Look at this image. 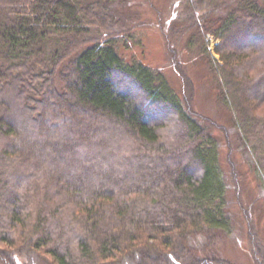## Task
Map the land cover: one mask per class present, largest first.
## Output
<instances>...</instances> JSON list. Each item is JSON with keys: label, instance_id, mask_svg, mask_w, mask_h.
<instances>
[{"label": "trees", "instance_id": "1", "mask_svg": "<svg viewBox=\"0 0 264 264\" xmlns=\"http://www.w3.org/2000/svg\"><path fill=\"white\" fill-rule=\"evenodd\" d=\"M112 1L0 0V260L238 264L212 252L234 228L219 138L162 69L120 52ZM185 7L264 182V0ZM249 236L264 264L252 217Z\"/></svg>", "mask_w": 264, "mask_h": 264}, {"label": "rangeland", "instance_id": "2", "mask_svg": "<svg viewBox=\"0 0 264 264\" xmlns=\"http://www.w3.org/2000/svg\"><path fill=\"white\" fill-rule=\"evenodd\" d=\"M185 2L186 0H113L110 10L115 24L110 30L117 32L120 52L127 59H140L162 69L189 107L209 124L214 135L219 138L221 164L228 182L229 210L234 228L228 234L220 232L222 238L213 246L212 252L238 264H257L249 236V219H254L264 250V182L254 171L255 162L249 148L240 138L232 110L221 101L218 77L199 51L187 44L188 30L185 25L188 24V12ZM211 39L213 50L217 41L213 37ZM216 56L219 57L218 54ZM18 107V113L23 116L20 127L33 132L35 127L26 119V111L21 106ZM260 111L264 114V104L257 112ZM108 134L110 133L102 132V138L108 137ZM95 141H90L91 145L79 152L93 157L99 152L96 144L92 145ZM124 143L125 140H121L120 144ZM233 170L234 174L238 173L237 179ZM205 242L202 236L196 239L195 244L200 247L201 253L207 252ZM1 245L7 246L4 243ZM24 256L30 264H50L45 257L36 253ZM0 264H4L3 261L0 260Z\"/></svg>", "mask_w": 264, "mask_h": 264}]
</instances>
